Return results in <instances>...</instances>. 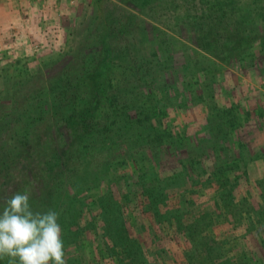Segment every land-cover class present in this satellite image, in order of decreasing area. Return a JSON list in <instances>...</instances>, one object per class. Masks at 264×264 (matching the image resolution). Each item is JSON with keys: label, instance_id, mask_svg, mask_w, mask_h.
Here are the masks:
<instances>
[{"label": "trees", "instance_id": "obj_1", "mask_svg": "<svg viewBox=\"0 0 264 264\" xmlns=\"http://www.w3.org/2000/svg\"><path fill=\"white\" fill-rule=\"evenodd\" d=\"M186 1L95 0L70 49L0 67V210L58 211L67 264H264V8Z\"/></svg>", "mask_w": 264, "mask_h": 264}, {"label": "rangeland", "instance_id": "obj_2", "mask_svg": "<svg viewBox=\"0 0 264 264\" xmlns=\"http://www.w3.org/2000/svg\"><path fill=\"white\" fill-rule=\"evenodd\" d=\"M70 0L64 1L62 5H64L61 9H57L55 6L53 8V11L56 10V12H52V16L47 19L38 22H34L33 25H36V27L42 26V28L47 33L46 35L48 37H43L44 39H40L36 37H32V41L28 42V49L25 50H17L14 49V43H4L0 44V67L1 66H7V65H14L15 66H23L26 65L29 67V69H36L40 66H42L44 63H46L50 59H54L58 56L59 53L62 51H66L70 49L72 46H74V41L72 40V34H77L85 30L86 21L87 19L92 17V3L95 0H73L74 5L69 4ZM101 3L99 4V11L95 12V9L93 10V16L96 14L100 18H110L116 17V19H119L122 23H124V12H121V10H124V0H100ZM177 4H182L180 0H175ZM209 1V6L213 3L212 0ZM186 5L189 6L192 10L190 11L191 16L196 15L195 9H197V3L198 0H188L186 1ZM234 3L236 4V7L238 5H244L245 9L243 11L245 13H248L247 19H258V16L252 13V9H256L258 12V8H264V0H260L257 3H252L251 0H235ZM114 6H117V10L114 8ZM111 10V11H110ZM113 10V11H112ZM108 12V13H107ZM39 13V12H38ZM251 13V14H250ZM262 13V12H261ZM56 14V15H55ZM199 16V14H198ZM264 16V12H263ZM62 18H65L62 20ZM46 21V22H45ZM263 22V21H261ZM82 25V27H81ZM37 34V33H36ZM237 75L234 76V82L237 83V86L239 89H241L242 92H247L251 88H258L257 84L253 83H247L242 75H240L239 72L236 73ZM231 77V75H228ZM232 80V79H231ZM259 81V80H258ZM259 89V88H258ZM262 93V92H261ZM246 94V93H245ZM244 94V95H245ZM246 105L251 110L255 106V98L247 96L245 98ZM197 109L189 110L184 114V116H180L179 120H182L184 122H187L188 125L196 126L197 121L199 119V116H197ZM200 114V113H199ZM201 115V114H200ZM185 117V118H184ZM195 123V125H194ZM257 132V131H256ZM253 146L256 151L259 148H264V135L263 133H259L257 137L252 141ZM257 169L254 168L253 172H251L252 177H257V172H263V165L261 162L256 163ZM263 167V168H262ZM217 231V230H216ZM219 232V231H218ZM169 252L174 257L171 264H181L182 262V256L187 249L188 245L185 243H177L175 241L169 242Z\"/></svg>", "mask_w": 264, "mask_h": 264}, {"label": "clouds", "instance_id": "obj_3", "mask_svg": "<svg viewBox=\"0 0 264 264\" xmlns=\"http://www.w3.org/2000/svg\"><path fill=\"white\" fill-rule=\"evenodd\" d=\"M28 191L15 192L0 210V260L8 264H67L60 213L34 210Z\"/></svg>", "mask_w": 264, "mask_h": 264}, {"label": "crops", "instance_id": "obj_4", "mask_svg": "<svg viewBox=\"0 0 264 264\" xmlns=\"http://www.w3.org/2000/svg\"><path fill=\"white\" fill-rule=\"evenodd\" d=\"M64 1L53 4L52 0L45 3L42 0H0V44L12 42L14 49L25 50L32 37L49 38L42 26L36 27L33 23L49 19L52 12L65 5H62ZM57 5L60 7L53 11Z\"/></svg>", "mask_w": 264, "mask_h": 264}, {"label": "built area", "instance_id": "obj_5", "mask_svg": "<svg viewBox=\"0 0 264 264\" xmlns=\"http://www.w3.org/2000/svg\"><path fill=\"white\" fill-rule=\"evenodd\" d=\"M42 1L45 3V2H48L49 0H42ZM52 1H53V4H56V3L58 2V0H52ZM54 1H55V2H54ZM59 1H60V0H59ZM69 4H70V5H74L73 0H70V1H69Z\"/></svg>", "mask_w": 264, "mask_h": 264}]
</instances>
